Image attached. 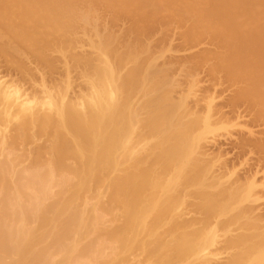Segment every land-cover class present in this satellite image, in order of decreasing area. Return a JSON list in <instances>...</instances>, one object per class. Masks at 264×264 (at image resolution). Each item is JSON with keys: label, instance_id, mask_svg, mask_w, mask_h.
Returning <instances> with one entry per match:
<instances>
[{"label": "bare ground", "instance_id": "1", "mask_svg": "<svg viewBox=\"0 0 264 264\" xmlns=\"http://www.w3.org/2000/svg\"><path fill=\"white\" fill-rule=\"evenodd\" d=\"M226 83L263 123L264 0H0V264H264V182L209 152L264 157Z\"/></svg>", "mask_w": 264, "mask_h": 264}, {"label": "rangeland", "instance_id": "2", "mask_svg": "<svg viewBox=\"0 0 264 264\" xmlns=\"http://www.w3.org/2000/svg\"><path fill=\"white\" fill-rule=\"evenodd\" d=\"M121 22L122 23L125 22L124 24L127 27V24L129 22V20L128 21L127 20L124 21V19H121V20H119V22H116L115 24L113 22H111V21L109 23V21H108L109 25L110 26L111 25L113 26V29L114 28L115 29L118 28L119 31H120V29L122 30V26H123V24ZM117 23H118V25H116ZM125 26H123V27H125ZM158 29L159 28L157 26V28L155 30L153 29L152 32H151V34L149 35L150 37L152 36L151 38H154V41L155 42L154 41L153 42L155 43V46L157 45L156 46V49L158 48V44L159 45L160 44L161 45L164 44L165 46H167V44L169 42V39H171L170 40L171 43L169 42L170 45L168 44L169 47L172 46L171 48L174 47L173 50L176 49V48H177L176 50H178V51H176V50L172 51L171 50V52L168 51L169 53H171L172 56L177 57V59L175 58V60H174V57L171 58L172 57L171 55L169 57L168 56L169 54H166L168 56V58H167L168 60L165 58V57H167L166 55H165V57H163L164 59L161 58V60H159V61H161L160 64H164V63L169 62L170 59H173V61H174L173 62V65H175L174 66L175 69H173V71L175 70L176 74L174 72V74H173L172 77L176 78L177 77V74L180 72V75H181V72L182 71H180V68H181L180 67V64H179V66H176L178 64H174V63H176L175 61L177 60V63H181V64L184 63L185 60H186V58H187V56H189V54H191L192 52H194V50L196 51V49H192L193 50L192 52L189 51V50H187L188 45H186L184 43L182 44L180 38H178L179 35H176L175 34V32L177 30L175 31V28L174 27H171V29L169 28L171 31L168 29L170 31V33L167 32V33H169V34H167V36L169 38L166 36L165 37L166 38V41L165 42H164L165 38H163L165 36V34H164V36H162L163 34L161 35V32L158 31ZM118 30L116 29L115 31H118ZM156 33L158 35L159 34L160 35L158 36ZM177 33H178V31H177ZM154 35H156V36H154ZM157 37H159V38H157ZM161 40H163V41L161 42ZM168 52H166V53H168ZM197 70H199V71H197L198 72V76L197 77H199V80L202 81L201 84H203V86L205 87L207 85V83H208V86H209L210 85L209 84L210 82H208V80H209L208 78L210 76L208 75L209 74L208 71L205 70L203 67H200V69H197ZM173 71H172V73H173ZM182 74L184 75V71L182 72ZM57 76H59V74L55 73V76L54 77H57ZM75 77L76 76L73 77V80L75 81L76 85H74L75 87L73 86V89L72 90H75L76 91L79 88L78 87L79 86V83H78L79 81L78 80L76 81ZM179 78H184V77H179ZM186 78L187 77L185 76L184 79H186ZM184 79H179V81L182 80L183 81L182 83L185 84V85L182 84V86L183 87H185V86L187 87L186 82H184V81H187V79L186 80H184ZM179 83L180 82H178V84ZM77 84H78V86H77ZM76 86H77V88H76ZM223 86H224L223 88L217 87V89L215 91V93L217 95H220V97H218L216 99V104L225 112L227 119L235 120L237 118V120H238L239 119L238 118V115H241V114L243 115L244 112L245 113L247 112V110L245 108L246 106L244 105L243 102H240L237 106H233L232 103H231V99H229V98H231L230 97L231 96L230 94L232 92L231 91V88L227 86V83H226V85L224 84ZM211 87H212V85L210 86V88L208 87V89H211ZM178 88H179V86H178ZM179 89H177V92H178ZM182 90H183V88H182ZM210 91L213 92L214 89H212ZM177 92H176V95H177ZM202 93H204V91L203 90H199L198 93H197V95L199 96ZM192 100L194 101V99H192ZM192 100L190 101V103L192 102ZM245 113L243 115V117L245 119L243 117H240L241 122L243 124H245V125L253 128L254 130H256L258 132L260 130L264 132V125H262L264 122L263 123H262V121L259 122V123L258 122H255L253 120V117L251 115H249V114L247 115ZM247 113H249V112H247ZM245 115H247V117ZM240 119H239V121H240ZM260 123H262V124H260ZM263 132H261V133H263ZM221 133H222V135L219 136V137H217V140L214 141L213 145L211 143L210 148H209V152H212L213 155L216 154L219 157L220 156L222 157L221 159H223V160H221V161L226 164V171H230V170L233 169L235 171V174L237 176L241 177L242 179L247 178V177H253V175H254L255 176V180H256L257 183L264 182V172H263V170H264V157L262 156V154H261L260 151L259 152L257 151L258 149L256 150V148L253 147L252 142L248 139L249 136L246 133H243L242 131H240L239 129H232L230 132H224L223 131ZM261 133L259 132V135ZM262 135L263 134H261L260 136H262ZM256 171H258V172L255 173ZM233 178H234V176H233ZM263 205H261V207H262L261 210H260L261 212L259 211L261 215L264 214V206ZM262 216L264 217V215H262Z\"/></svg>", "mask_w": 264, "mask_h": 264}]
</instances>
